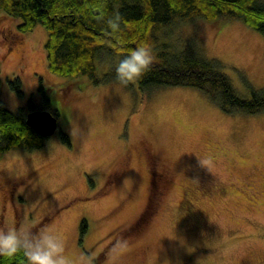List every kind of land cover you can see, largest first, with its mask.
Here are the masks:
<instances>
[{
  "label": "rangeland",
  "instance_id": "rangeland-1",
  "mask_svg": "<svg viewBox=\"0 0 264 264\" xmlns=\"http://www.w3.org/2000/svg\"><path fill=\"white\" fill-rule=\"evenodd\" d=\"M20 23L0 11L2 98L12 110L49 98L70 144L57 131L2 156L0 227L51 228L70 264H264V112H226L192 87L143 95L138 80L54 74L46 28ZM151 41L155 61L201 46L241 97L264 88V35L240 19L160 25Z\"/></svg>",
  "mask_w": 264,
  "mask_h": 264
},
{
  "label": "trees",
  "instance_id": "trees-1",
  "mask_svg": "<svg viewBox=\"0 0 264 264\" xmlns=\"http://www.w3.org/2000/svg\"><path fill=\"white\" fill-rule=\"evenodd\" d=\"M0 11L21 19L18 30L32 31L43 25L48 37L45 44L49 70L63 77L88 76L93 84L118 81L115 69L100 74L105 59L127 55L141 42L151 47V38L160 25L204 18L211 22L237 18L264 35V0H0ZM119 14L121 27L117 35L105 31L104 16ZM162 56L166 53L161 52ZM8 82L23 96L20 77ZM0 59V159L11 149L35 151L45 147L47 138L26 123L27 114L37 110L31 97L26 106L12 110L2 98ZM130 86V82L126 84ZM132 86V85H131ZM143 95L165 87H192L203 92L221 109L232 113L264 112V88L251 89V96H239L218 61L202 55L201 46L190 43L178 54L153 61L149 70L138 79ZM40 91L44 92L41 85ZM58 116L45 96V106ZM70 144V137L57 132ZM83 223V231L85 230ZM0 264H27L23 253L0 256Z\"/></svg>",
  "mask_w": 264,
  "mask_h": 264
},
{
  "label": "clouds",
  "instance_id": "clouds-1",
  "mask_svg": "<svg viewBox=\"0 0 264 264\" xmlns=\"http://www.w3.org/2000/svg\"><path fill=\"white\" fill-rule=\"evenodd\" d=\"M102 19L106 20L105 31L112 35L119 33L121 17L118 13ZM153 61V49L147 42H141L116 63V78L124 84L136 81L149 70ZM208 163L205 161L203 164L207 166ZM126 246V240H117L113 247ZM18 253H23L27 264H70L63 239L47 226L35 231L30 227L21 229L16 225L0 227V256L13 257ZM82 264H90V261L83 260Z\"/></svg>",
  "mask_w": 264,
  "mask_h": 264
},
{
  "label": "water",
  "instance_id": "water-1",
  "mask_svg": "<svg viewBox=\"0 0 264 264\" xmlns=\"http://www.w3.org/2000/svg\"><path fill=\"white\" fill-rule=\"evenodd\" d=\"M26 123L45 138L53 136L60 127L59 117L48 109L30 111Z\"/></svg>",
  "mask_w": 264,
  "mask_h": 264
},
{
  "label": "flooded vegetation",
  "instance_id": "flooded-vegetation-1",
  "mask_svg": "<svg viewBox=\"0 0 264 264\" xmlns=\"http://www.w3.org/2000/svg\"><path fill=\"white\" fill-rule=\"evenodd\" d=\"M161 179H163V178H161Z\"/></svg>",
  "mask_w": 264,
  "mask_h": 264
}]
</instances>
